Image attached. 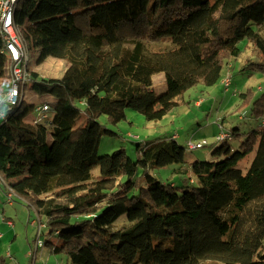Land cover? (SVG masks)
Instances as JSON below:
<instances>
[{
	"label": "trees",
	"instance_id": "obj_1",
	"mask_svg": "<svg viewBox=\"0 0 264 264\" xmlns=\"http://www.w3.org/2000/svg\"><path fill=\"white\" fill-rule=\"evenodd\" d=\"M15 22L38 62H69L61 77L30 71L33 100L0 123V174L57 234L44 245L71 264H264V90L250 103L258 125L236 147L220 141L212 159L188 160L176 137L138 142L136 160L125 147L98 152L127 109L153 119L174 105L148 112L154 74L181 92L214 85L246 38L259 57L249 64L264 69V0H19ZM5 48L0 28V78ZM43 104L50 118L26 121ZM167 166L176 181L157 171Z\"/></svg>",
	"mask_w": 264,
	"mask_h": 264
},
{
	"label": "rangeland",
	"instance_id": "obj_2",
	"mask_svg": "<svg viewBox=\"0 0 264 264\" xmlns=\"http://www.w3.org/2000/svg\"><path fill=\"white\" fill-rule=\"evenodd\" d=\"M262 31L264 34V28ZM154 47L156 46L154 45ZM240 47L242 48L241 55L233 58L231 64L223 69L222 78L226 72L231 73V85L227 89L222 84L221 78L214 85L197 84L181 92L175 83L172 85L167 81L169 77L165 72L154 74L153 81L157 93L156 109L162 111V103L165 100L175 102L174 105L169 110H165L161 117L153 119H148L146 115L134 109H127L125 119L117 124H107L114 132L104 134L101 137L98 147L99 154L111 153L120 147H125L127 154L136 160L138 142L149 144L157 141L167 142L172 139V134L176 133V137L179 136L176 141L184 146L185 157L188 160L200 158L209 160L213 158V151L220 144V141L216 139L217 134L227 133L230 130L236 131L235 129H238L240 134L233 136L229 143L234 147L238 146L245 139L246 134L258 125L259 120L250 114V103L264 90V69H257L249 64V61L259 59L254 51V41L246 38L240 43ZM39 55L40 50L29 51V72L37 71L45 76L61 77L69 65L66 59L52 56L38 62ZM9 65L10 60H8V67ZM5 77H8L6 82L9 83V70ZM244 92L248 93L247 96L241 94ZM24 94L26 100L27 97H31L33 100L35 96L28 90H25ZM42 95V98L46 100H53L54 98L49 93ZM160 100L162 103H159ZM152 112L154 111L152 110ZM35 115L36 112L32 111L26 121L31 122ZM80 120L83 121L82 116ZM101 122L106 123L105 115L101 117ZM49 131H51L50 127ZM203 138L208 139V144L204 147L190 149L186 145L189 139L197 141ZM253 157L254 154H251L241 162L240 165L244 170L249 166ZM171 167L167 166L157 171L162 173L164 180L176 181L178 177L172 174ZM93 172L98 174L100 172L99 166L94 167ZM27 185H31L30 189L35 190L33 184L25 180L23 186ZM8 186L14 188L12 185L8 184ZM1 187L0 232L3 236L0 238V255L6 257L7 263L71 264L66 253L52 252L50 245L39 247L35 258L29 255V252L35 253V243L38 239L41 242H57L59 238L57 234L50 233L46 217H39L33 206L19 198L15 199L13 204L7 202L3 193V191L7 192V187L5 185ZM18 191L20 192L19 189ZM18 191L16 190L17 193H19ZM25 197L31 203L30 196L25 195ZM4 216L13 221L14 227L9 226L4 221ZM39 220L43 226L38 236ZM8 252L12 258L8 256ZM209 264L220 263L211 262Z\"/></svg>",
	"mask_w": 264,
	"mask_h": 264
},
{
	"label": "built area",
	"instance_id": "obj_3",
	"mask_svg": "<svg viewBox=\"0 0 264 264\" xmlns=\"http://www.w3.org/2000/svg\"><path fill=\"white\" fill-rule=\"evenodd\" d=\"M18 2L19 0H0V28L3 39L6 43L5 50L8 55V60H10V77L7 89L0 88V121L6 118L9 109L21 103V101L25 97V84L30 79V72L28 71L30 63L29 49L21 35L19 27L15 22V10ZM222 84L226 89L229 88V86L231 85L230 72L225 73L222 78ZM48 111V105H38L34 110V112H36V115L32 117L31 122L36 123L47 121L50 118V113ZM174 136L176 137V135ZM231 138V131H227V133L222 134L218 133L216 136V139L219 141L229 140ZM206 144H208L207 138H203L197 141L189 139L186 142V145L190 149L201 148ZM3 185L7 187V192L3 191L4 195L7 198V202L13 204L15 199L19 198L30 205L28 198L25 197V195L17 193L13 187H9L0 174V189ZM3 219L9 226L14 227V223L11 219L7 218L6 216H4ZM33 223L35 224V221H33ZM42 226L43 225L39 220L38 236L40 234ZM2 236L3 234L0 232V238ZM43 246L44 242H41L38 239L35 243V253L33 254L32 252H29V255L31 257L34 256L35 258L38 248ZM8 256L12 258V255L9 252ZM13 264L20 263L14 262Z\"/></svg>",
	"mask_w": 264,
	"mask_h": 264
},
{
	"label": "crops",
	"instance_id": "obj_4",
	"mask_svg": "<svg viewBox=\"0 0 264 264\" xmlns=\"http://www.w3.org/2000/svg\"><path fill=\"white\" fill-rule=\"evenodd\" d=\"M7 78L8 77H2V78H0V88H5V89H7V86H8V83L6 82V80H7ZM166 79V78H165ZM167 81L168 82H170V84H172V83H174L172 80H169V79H167ZM173 85V84H172ZM163 100V99H162ZM162 100H160V102L159 103H162ZM201 101V100H200ZM200 101H197V103H200ZM155 105H156V102L155 103H153L150 107H149V110H148V112L150 113L152 110L154 111V112H156V111H159L158 109H156V107H155ZM201 105V104H200ZM156 109V110H155ZM30 115V114H29ZM29 115L25 118L26 120H28V117H29ZM29 122V121H28ZM176 134V133H175ZM175 134H172V138H173V136L175 135ZM179 137V136H178ZM178 137H176V138H178Z\"/></svg>",
	"mask_w": 264,
	"mask_h": 264
}]
</instances>
